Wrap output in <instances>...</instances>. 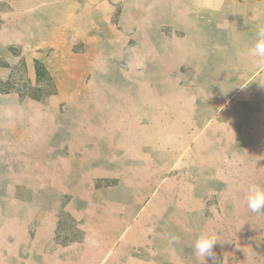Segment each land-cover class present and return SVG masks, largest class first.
Listing matches in <instances>:
<instances>
[{
  "label": "rangeland",
  "instance_id": "374dc122",
  "mask_svg": "<svg viewBox=\"0 0 264 264\" xmlns=\"http://www.w3.org/2000/svg\"><path fill=\"white\" fill-rule=\"evenodd\" d=\"M184 5L49 0L32 11L40 18L31 26L4 27L0 19V83L11 88L0 94V264H24L35 241L46 239L50 219L58 222L54 248L82 237L81 205L75 201L78 221L66 212L85 191L67 187L75 178L69 162L75 154L82 164L84 149L103 155L107 136L123 146L119 178L130 186L107 197L118 198L122 214L144 197L129 227L145 236L148 255L160 253L159 264H264V213L245 203L250 186L264 188L260 174L233 142L205 148L196 136L209 134L213 143L222 107L209 105L217 92L199 88L184 34L174 30ZM35 61L51 85L38 82ZM136 144L138 166L129 151ZM190 170L194 184L209 175L202 196L186 188ZM118 182L98 181L94 190ZM201 234L217 239L211 257L194 249Z\"/></svg>",
  "mask_w": 264,
  "mask_h": 264
},
{
  "label": "crops",
  "instance_id": "0c3cea01",
  "mask_svg": "<svg viewBox=\"0 0 264 264\" xmlns=\"http://www.w3.org/2000/svg\"><path fill=\"white\" fill-rule=\"evenodd\" d=\"M48 3L49 0H0V6H3L0 10L2 25L31 26L32 18H40L39 14L33 15L32 11L37 13L43 10L44 6L48 8ZM181 17L183 20L178 26H174V30L184 34L185 58L190 60L189 66L194 68L197 74L200 73L199 88L217 92L214 102H210L209 105L222 107L216 118L219 134L213 143H209V134L196 136L199 135L204 141L205 148L218 146L223 147V150L233 142L235 148L242 150L240 156L251 159H248L249 163L246 162L247 168L254 166L253 171L260 174L263 183L264 60L253 55L251 49L257 40L258 29L264 28V0H185ZM205 75L209 78L206 79ZM224 92H228L225 97ZM191 135L185 134L186 137ZM105 141L103 155L102 150L100 152L97 149H84L80 151L83 156L82 164L81 156L77 157L75 154H71L72 160L69 162H72L73 168L67 172L74 173L75 178L73 184L67 187L73 189L81 187L85 191L80 198L74 195L66 204V212L73 220L78 221L80 210L75 204L79 202L81 205L80 213L84 212L81 213L82 237L78 240H67L58 248H54V226H57L58 222L54 224L50 219L48 229H45L48 230L46 239L35 241L30 247V258L24 264L160 263V253L152 257L148 255L145 251V236L138 234L134 225L129 227V221L139 214L138 210L142 208L140 206L144 205V197L132 199L133 208L130 209L129 205L124 214L116 210L118 198L107 197L115 188L123 189L130 186L127 184L128 180L119 178L120 173L126 171L124 160L121 159L124 157L122 144L118 146L117 138L114 136H107ZM202 146L203 144L200 149ZM141 150L138 144L129 150L136 158L137 166ZM187 156L190 157L188 154ZM207 175L200 176V181L195 180V184L192 171L186 176L188 181L186 188L190 189L191 195L192 189L198 192L200 190L201 196L206 192L207 188L202 185V179L204 177L207 180L209 178ZM113 180H119L118 184L114 186L111 184L107 189L94 190L96 182ZM131 187L144 188V184L141 186L134 184Z\"/></svg>",
  "mask_w": 264,
  "mask_h": 264
},
{
  "label": "clouds",
  "instance_id": "9594fccd",
  "mask_svg": "<svg viewBox=\"0 0 264 264\" xmlns=\"http://www.w3.org/2000/svg\"><path fill=\"white\" fill-rule=\"evenodd\" d=\"M251 53L256 57L264 60V28L258 29L257 40L251 49ZM247 207L253 213H264V188L259 186H250L247 196ZM217 239L213 235L201 234L194 241L196 253L203 257L213 255V247Z\"/></svg>",
  "mask_w": 264,
  "mask_h": 264
},
{
  "label": "trees",
  "instance_id": "16d2710c",
  "mask_svg": "<svg viewBox=\"0 0 264 264\" xmlns=\"http://www.w3.org/2000/svg\"><path fill=\"white\" fill-rule=\"evenodd\" d=\"M34 66H35V74L38 82L44 81L48 83V85H51L52 79L48 71L44 68V66L39 61H35ZM10 89L11 88L9 87H1V83H0V94H6L10 92Z\"/></svg>",
  "mask_w": 264,
  "mask_h": 264
},
{
  "label": "bare ground",
  "instance_id": "6f19581e",
  "mask_svg": "<svg viewBox=\"0 0 264 264\" xmlns=\"http://www.w3.org/2000/svg\"><path fill=\"white\" fill-rule=\"evenodd\" d=\"M236 12V11H235ZM218 48H219V46H218ZM256 58V57H255ZM251 62V61H250ZM255 62V61H254ZM258 63V62H257ZM252 64V63H251ZM259 66V65H258ZM249 67V66H248ZM228 68V67H227ZM232 68V67H231ZM247 69V68H246ZM253 69V68H252ZM226 72H227V70H225ZM230 71V70H229ZM229 73V72H228ZM228 73H227V75H228ZM230 74V73H229ZM243 74V73H242ZM245 74V73H244ZM236 75V74H235ZM232 76V75H231ZM238 76V75H237ZM239 77H241V76H239ZM245 77V76H244ZM228 79V78H227ZM212 82V81H211ZM210 82V83H211ZM249 82V81H248ZM253 85V84H252ZM233 88V87H232ZM226 89V88H225ZM230 90V89H229ZM226 91V90H225ZM230 92V91H229ZM263 92V91H262ZM221 96V95H220ZM261 96H262V94H261ZM228 97H229V95H228ZM210 100V99H209ZM223 100V99H222ZM221 100V101H222ZM224 101V100H223ZM210 102V101H209ZM136 103V102H135ZM151 104V103H150ZM116 106V105H115ZM104 108V107H103ZM110 109V108H109ZM113 109V108H112ZM206 109V108H205ZM201 110V109H200ZM210 113V112H209ZM205 116V115H204ZM235 116V115H234ZM133 117V116H132ZM234 119H235V117H234ZM254 120V119H253ZM100 122V121H99ZM236 127V126H235ZM159 134V133H158ZM162 134V133H161ZM212 137V136H211ZM118 139V138H117ZM164 159V158H163ZM159 226V225H158ZM132 249V248H131Z\"/></svg>",
  "mask_w": 264,
  "mask_h": 264
}]
</instances>
